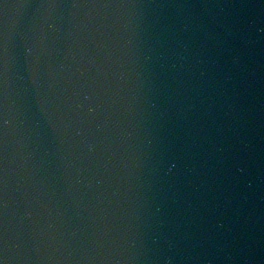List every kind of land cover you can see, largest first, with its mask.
<instances>
[{
  "label": "water",
  "instance_id": "95a60500",
  "mask_svg": "<svg viewBox=\"0 0 264 264\" xmlns=\"http://www.w3.org/2000/svg\"><path fill=\"white\" fill-rule=\"evenodd\" d=\"M263 139L264 0H0L4 264H215Z\"/></svg>",
  "mask_w": 264,
  "mask_h": 264
},
{
  "label": "snow or ice",
  "instance_id": "6c2138e0",
  "mask_svg": "<svg viewBox=\"0 0 264 264\" xmlns=\"http://www.w3.org/2000/svg\"><path fill=\"white\" fill-rule=\"evenodd\" d=\"M0 264H4V260L3 259H0Z\"/></svg>",
  "mask_w": 264,
  "mask_h": 264
},
{
  "label": "clouds",
  "instance_id": "9594fccd",
  "mask_svg": "<svg viewBox=\"0 0 264 264\" xmlns=\"http://www.w3.org/2000/svg\"><path fill=\"white\" fill-rule=\"evenodd\" d=\"M241 171H243V170L241 169Z\"/></svg>",
  "mask_w": 264,
  "mask_h": 264
}]
</instances>
